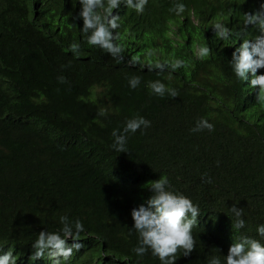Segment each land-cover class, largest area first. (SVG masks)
I'll use <instances>...</instances> for the list:
<instances>
[{
  "label": "trees",
  "instance_id": "16d2710c",
  "mask_svg": "<svg viewBox=\"0 0 264 264\" xmlns=\"http://www.w3.org/2000/svg\"><path fill=\"white\" fill-rule=\"evenodd\" d=\"M175 3L188 10L175 15ZM261 3L148 0L142 15L121 4L113 11L118 42L125 62L139 60L130 67L87 44L79 0H0V255L11 249L17 264H51L46 256L29 259L32 243L67 215L83 222L84 246L62 264H160L151 251L136 256L138 234L130 229L131 210L146 206L148 187L161 176L201 212L192 231L196 248L187 257L181 252L176 264H207L214 255L223 262L242 235L260 239L264 98L229 65L242 40L220 41L212 25L221 20L236 31L243 13ZM248 34L256 29L248 26ZM73 42L81 44L79 58ZM201 44L212 48L203 60L195 54ZM173 58L187 66L147 69ZM134 75L141 77L135 90L128 84ZM157 79L179 95L151 94L147 84ZM100 109L108 114L99 116ZM137 114L151 126L129 133L128 153L116 152L113 129ZM201 117L214 131H190ZM233 205L243 208V229L234 228Z\"/></svg>",
  "mask_w": 264,
  "mask_h": 264
},
{
  "label": "clouds",
  "instance_id": "9594fccd",
  "mask_svg": "<svg viewBox=\"0 0 264 264\" xmlns=\"http://www.w3.org/2000/svg\"><path fill=\"white\" fill-rule=\"evenodd\" d=\"M79 3L81 9L76 18L83 20L81 31L85 34L87 44L98 47L118 63H126L130 67H135L139 63L138 58L125 62L124 45L118 42L121 41V36L117 31L121 27L120 16L113 15V11L121 4H125L127 8L142 15L148 5V0H79ZM187 10V6L183 3H175L169 9L177 16H181ZM248 26L256 29V34L252 38H249ZM212 29L215 38L220 41L242 40V43L235 47L229 65L238 80L248 81L253 89H258L260 97L264 98V74H257L258 70L264 69V3L252 12L243 13L242 26L238 30L233 31L221 20L214 22ZM69 47L74 56L79 58L81 44L73 42ZM195 54L197 58L203 60L212 54V48L207 44H201ZM186 66L185 60L173 58L149 63L147 69L162 74L166 70L176 72ZM249 74H251L250 80ZM170 78L171 75H169ZM57 79L60 83L66 82L63 76ZM140 83V76L134 75L128 79L129 87L133 90ZM147 87L151 94L160 98L166 95L175 98L179 95L175 88L166 86L159 79L149 81ZM107 114V109L98 111L99 116ZM150 126L151 121L139 114L126 119L122 129H113L111 133L113 143L110 147L116 152L128 153L129 133L134 134ZM205 129L209 132L214 131V125L201 117L190 131L200 132ZM201 178L205 183L212 182L211 178L204 179V176ZM148 189L151 191V196L147 199L146 206L141 204L131 210L134 225L130 231L134 230L138 234V244L132 251L140 258L151 251V254L159 259L160 264H176L181 252L187 257L196 248L192 231L198 225V217L201 215L200 208L189 197L175 190L167 176L151 181ZM230 211L235 217L234 228L237 230L245 228L243 208L233 205ZM59 220L61 227L56 231L39 232L32 243L34 251L29 257L30 260L35 261L46 256L51 264H62L84 246L80 243V234L85 231L83 222L80 219L72 221L67 215L60 216ZM256 233L260 239L242 235L232 242L223 262L220 256L214 255L208 259L207 264H264V223L257 226ZM69 239L73 241L71 244L68 243ZM0 264H17L11 249L0 255Z\"/></svg>",
  "mask_w": 264,
  "mask_h": 264
}]
</instances>
